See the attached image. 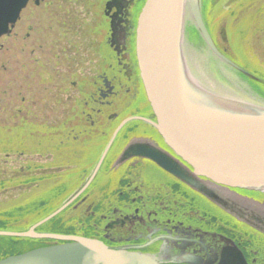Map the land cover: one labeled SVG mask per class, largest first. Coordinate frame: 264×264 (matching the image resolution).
Returning <instances> with one entry per match:
<instances>
[{
  "label": "flooded vegetation",
  "instance_id": "obj_1",
  "mask_svg": "<svg viewBox=\"0 0 264 264\" xmlns=\"http://www.w3.org/2000/svg\"><path fill=\"white\" fill-rule=\"evenodd\" d=\"M48 1L29 0L21 14L30 7H45ZM107 1L102 2L101 21L88 35L91 42L84 50L88 62L81 67L86 77L71 82L64 103L46 104L44 99L43 109L39 110L41 130L51 132L55 141L48 145L49 157L38 159L55 160L51 170L56 173L51 172L54 176L60 173L58 182L77 178L64 188L59 184L54 188L55 192L65 188L70 192L64 200L57 197L55 203L62 206L70 201L59 222L71 223L52 232L95 239L112 249L153 255L161 264H218L219 256L231 250L240 254L244 264H264V233L254 226H264V190L208 182L218 193L220 203H216L153 161L175 160L192 170L159 135L144 92L136 59L135 29L145 0H127L128 6L114 20L113 37L111 15L115 9L106 15ZM201 1L202 19L213 43L228 59L246 69L228 55L226 47L220 46L210 26L209 0ZM245 1L238 0L223 16L235 11L236 17L240 5L253 2L262 5L260 13H264V0ZM214 10L218 25L221 15H216L219 9ZM257 11L258 7L256 17ZM20 22L19 18L4 37L17 38ZM192 29V25L185 28L184 42L186 35H196ZM218 34L224 45L230 42L232 46L227 45L239 50L238 40H227L225 27L221 26ZM3 46L0 43V49ZM253 84L264 88V78ZM257 90L264 95V90ZM49 168L43 169L44 177L50 174ZM198 179L207 182L199 175ZM45 188L40 187L41 193ZM35 231L44 230L36 227Z\"/></svg>",
  "mask_w": 264,
  "mask_h": 264
},
{
  "label": "water",
  "instance_id": "obj_2",
  "mask_svg": "<svg viewBox=\"0 0 264 264\" xmlns=\"http://www.w3.org/2000/svg\"><path fill=\"white\" fill-rule=\"evenodd\" d=\"M29 0H0V39L10 34ZM127 0H108L105 14L114 20ZM191 23L210 54L253 82V76L223 55L203 22L200 0H145L136 22L135 52L144 92L165 143L196 174L176 162L155 160L192 189L216 203L208 184L264 190V105L231 97L205 87L191 73L184 56V31ZM63 207L40 223L58 214ZM238 215L239 219L247 221ZM264 233V226L254 225ZM0 230V237L49 239L59 244L0 260V264H161L153 255L112 249L95 239ZM218 264H244L234 250L223 252Z\"/></svg>",
  "mask_w": 264,
  "mask_h": 264
},
{
  "label": "rangeland",
  "instance_id": "obj_3",
  "mask_svg": "<svg viewBox=\"0 0 264 264\" xmlns=\"http://www.w3.org/2000/svg\"><path fill=\"white\" fill-rule=\"evenodd\" d=\"M103 1L49 0L45 7H30L19 16L21 22L16 29L18 37H4L0 41L4 45L0 49V210L6 207L14 208L9 212H0V218L25 208L23 214L14 220V224H17L21 220L24 221L25 216L30 213H43V210L58 200H55L57 197L63 200L70 193H61L63 190L55 192L54 188L58 184L64 188L68 181H77L75 177L66 182H58L60 173L55 174V177L53 173H56V170H51L55 160L38 159L49 157L48 145L52 140L55 141L51 132L41 130L43 120L41 115L39 116V110L43 109L44 99L46 104L60 100L64 103L65 97L71 92V82L86 77L81 68L83 63L88 62L84 50L87 43L91 42L88 35L100 19ZM237 1L209 0V13H212L210 26L217 35L220 46L226 47L228 55L246 69L255 72L252 73L255 77L263 79L264 13H260L263 10L260 9L262 5H256L255 2L246 6L240 5L236 17L235 11L227 17L223 16ZM255 1L261 3L263 0ZM257 7L259 16L256 17L254 11ZM215 8L219 9L216 15H221L218 25L213 18ZM190 25L191 23L186 27ZM221 26L227 30L228 41L238 40L239 50L230 47V42L227 43L229 45H224L218 34ZM183 51L191 73L205 87L264 105V95L252 88L247 79L215 59L199 40L197 33L193 36L186 35ZM76 62H79L78 67ZM258 89L264 90L259 85ZM29 113L36 116H29ZM47 166L50 167V174L44 177L43 169ZM41 178L42 182H37ZM29 181L30 184L26 185ZM40 187H46L43 190L45 193L40 194ZM30 195L36 200L27 202ZM22 202L24 203L20 205ZM27 204H34V208L31 210L26 207ZM39 216L33 215L32 218L35 220ZM0 220L5 222V226L6 223H11V219L7 217ZM50 224L55 229L60 227V224L54 221ZM44 226V231L53 229L50 225ZM15 229L20 230L16 226ZM44 246L46 245L41 241L29 238H0V249L4 248L10 253Z\"/></svg>",
  "mask_w": 264,
  "mask_h": 264
},
{
  "label": "bare ground",
  "instance_id": "obj_4",
  "mask_svg": "<svg viewBox=\"0 0 264 264\" xmlns=\"http://www.w3.org/2000/svg\"><path fill=\"white\" fill-rule=\"evenodd\" d=\"M224 1V0H223ZM241 1V2H240ZM244 0H239V2L240 3H242ZM248 0H246L245 2H247ZM222 2V1H221ZM217 6V5H216ZM215 6V7H216ZM264 6V5H263ZM233 7V6H232ZM215 9H217V8H215ZM210 24V23H209ZM193 30H195L194 28H193ZM148 101V100H147ZM148 104H149V107L151 108V106H150V103L148 102ZM151 110H152V108H151ZM153 112V111H152ZM158 133H159V131H158ZM159 135H160V133H159ZM161 136V135H160ZM161 138H162V136H161ZM163 139V138H162ZM163 141H164V139H163ZM165 142V141H164ZM166 144V143H165ZM167 145V144H166ZM168 146V145H167ZM169 147V146H168ZM170 148V147H169ZM171 149V148H170ZM172 150V149H171ZM173 151V150H172ZM159 156H161V155H159ZM181 158V157H180ZM183 159V158H182ZM154 162H156L155 160H153ZM162 162H164V163H167V164H169V163H174V162H176L178 165H180L177 161H175V160H161ZM161 168H163V169H165L166 171H168L166 168H164L163 166H161L158 162H156ZM181 166V165H180ZM182 167V166H181ZM184 168V167H183ZM191 168V167H190ZM192 169V168H191ZM169 172V171H168ZM191 172L192 173H194V174H196V176L198 177V174L197 173H195V171H194V169H192L191 170ZM169 173H171V172H169ZM172 174V173H171ZM173 175V174H172ZM42 179V178H41ZM41 179H38L37 180V182L38 181H40ZM90 182V180L88 181V183ZM9 185H11V184H9ZM68 191V190H67ZM67 191H64V189H63V191L61 192V193H67ZM60 192V191H59ZM41 193V192H40ZM43 193H45V192H42L41 194H43ZM62 195V194H61ZM34 200H36V198H33L32 197V195H30L29 197H28V199H27V202H31V201H34ZM64 200V199H63ZM24 202H22V203H20V205L21 204H23ZM69 203H70V201L69 202H67L66 204H64V205H62V206H60V202H58V203H55L54 202V204L52 203V205H50L49 207H47L45 210H43L44 212L42 213V217L41 218H37V219H33L32 218V216L34 215V214H31L30 213V215H27V216H25V218H24V221L22 220V221H20L18 224H16V228L17 229H20V230H16V229H14L15 227L14 226H12V224H14L13 222L12 223H10L9 224V230L8 229H4L3 231H12V232H22V231H28L29 229H27V228H29L30 227V229H32L34 226H36V227H38V229H40V230H42V228H45V226H44V224L45 225H50V226H52L51 224H50V222L51 221H55L56 223H58V224H60V226L62 227V228H64L65 229V227H63L62 225H66V227H68V226H70V224L69 223H71V221H69L68 223H60L59 221H60V217H61V213H62V210L63 209H65L68 205H69ZM34 205V204H33ZM33 205H26V207L28 206V208H31V210L34 208V206ZM60 206V207H59ZM63 207V209L61 210V212L60 213H58L56 216H54V217H52L51 219H49L48 221H46V222H44V223H40L43 219H45L46 217H48L49 215H51L52 213H54L55 211H57V210H59V209H61ZM14 208H10V207H6V208H4V209H1L0 210V212L1 213H5V212H9V211H11V210H13ZM18 225V226H17ZM35 227V228H36ZM53 227V226H52ZM35 228H34V232H37V231H35ZM14 229V230H13ZM53 229H55L54 227H53ZM53 229H50V228H48V229H45V230H47V231H40V233H50V234H57V233H54V232H52V230ZM60 232V231H59ZM8 238V237H7ZM9 238H17V237H9ZM82 238H86V237H82ZM87 239H90V238H87ZM37 240V239H36ZM49 239H40L39 241H41L42 243L43 242H46V241H48ZM98 241V240H97ZM8 257H11V256H8ZM2 259H5V258H1L0 260H2Z\"/></svg>",
  "mask_w": 264,
  "mask_h": 264
},
{
  "label": "trees",
  "instance_id": "obj_5",
  "mask_svg": "<svg viewBox=\"0 0 264 264\" xmlns=\"http://www.w3.org/2000/svg\"><path fill=\"white\" fill-rule=\"evenodd\" d=\"M20 208V207H19ZM24 209L25 208H20V209H18L17 210V212H14V213H12V212H10L9 214H6V215H4L5 217H7V218H9V219H11V223H12V221H13V223H14V220L16 219V217L18 216V215H22L23 214V212H24ZM34 215H40L39 216V218H41L43 215H42V213H35ZM4 217V218H5ZM4 218H0V219H4ZM17 219H19V218H17ZM20 220V219H19ZM1 221V220H0ZM22 221V220H21ZM2 222V221H1ZM0 222V230H6V229H8L9 228V224L7 225V223H6V226L3 224V223H5V222H2L1 223ZM54 223H56L55 221H54ZM2 224V225H1ZM18 224V223H17ZM4 225V226H3ZM3 226V227H2ZM12 226H14L15 227V224H12ZM8 227V228H7ZM15 229V228H14ZM13 229V230H14ZM9 230V229H8ZM0 238H4V239H6L7 237H0ZM20 253H22V251L21 252H16V253H10L9 251L8 252H6V250L4 249V248H2V249H0V259L1 258H5V257H7V256H12V255H17V254H20Z\"/></svg>",
  "mask_w": 264,
  "mask_h": 264
}]
</instances>
